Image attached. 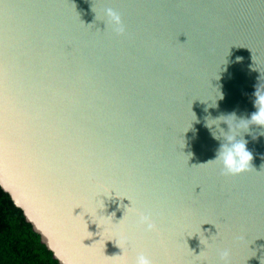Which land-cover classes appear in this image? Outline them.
I'll use <instances>...</instances> for the list:
<instances>
[{
	"label": "water",
	"instance_id": "1",
	"mask_svg": "<svg viewBox=\"0 0 264 264\" xmlns=\"http://www.w3.org/2000/svg\"><path fill=\"white\" fill-rule=\"evenodd\" d=\"M257 93L264 0H0V187L58 264H261Z\"/></svg>",
	"mask_w": 264,
	"mask_h": 264
},
{
	"label": "trees",
	"instance_id": "2",
	"mask_svg": "<svg viewBox=\"0 0 264 264\" xmlns=\"http://www.w3.org/2000/svg\"><path fill=\"white\" fill-rule=\"evenodd\" d=\"M0 264H58L0 187Z\"/></svg>",
	"mask_w": 264,
	"mask_h": 264
},
{
	"label": "clouds",
	"instance_id": "3",
	"mask_svg": "<svg viewBox=\"0 0 264 264\" xmlns=\"http://www.w3.org/2000/svg\"><path fill=\"white\" fill-rule=\"evenodd\" d=\"M107 17L108 26L111 27L112 31L117 35H122L126 27L121 15L112 8H109L107 10ZM256 103L258 105V112L251 116V120L258 125H264V94L257 93ZM261 135H264V133H261ZM229 140H232V137H229ZM246 144L247 141H237L232 143L231 147H225L222 152L218 153L217 158L223 159L225 169L223 173L237 175L247 171L251 167L250 162L253 156L252 153L246 149ZM139 223L146 225L147 230L150 232L157 230V225L150 213H140ZM229 254V251L225 250L223 256L227 257ZM262 261H264V259H262ZM137 264H152V262L144 255H141L137 260Z\"/></svg>",
	"mask_w": 264,
	"mask_h": 264
}]
</instances>
